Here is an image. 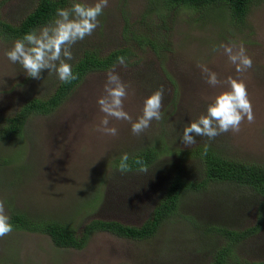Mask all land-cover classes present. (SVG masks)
<instances>
[{"label":"rangeland","instance_id":"374dc122","mask_svg":"<svg viewBox=\"0 0 264 264\" xmlns=\"http://www.w3.org/2000/svg\"><path fill=\"white\" fill-rule=\"evenodd\" d=\"M74 2L66 0L62 8ZM36 0H0V19L16 24ZM161 0H109L92 35L72 46L73 64L84 51L103 56L128 46L126 66L114 62L108 68L87 71L69 94L46 114L30 113L17 135H0V199L8 215L23 213L34 219L69 223L77 232L91 219L116 220L138 226L149 217L172 178L198 184L179 192L175 211L163 219L151 236L135 239L94 230L79 248L56 247L48 235L22 229L0 238V264H210L227 237L212 227L245 230L260 226L230 245L229 264L264 260V204L249 187L228 181H203L201 159L194 153L208 146L219 156L264 166V0H251L245 25L231 23L223 5L196 12L185 6L164 11ZM157 13L164 20L161 27ZM54 17L39 29L53 21ZM129 23L127 39L121 29ZM149 32L165 48L158 55L138 47L132 34ZM18 38L0 35V127L30 98H45L60 81L44 70L40 79L29 77L6 53ZM243 44L252 58L250 69L236 71L221 45ZM201 65L218 74L242 79L255 120L247 118L239 132H227L208 141L195 137L185 146L184 127L206 112L222 83L205 82ZM115 70L129 86L124 110L137 120L145 99L163 86L162 119L137 136L126 120L109 118L115 136L98 131L105 114L98 98L104 95L107 72ZM160 152L147 172H121L114 160L144 147Z\"/></svg>","mask_w":264,"mask_h":264},{"label":"trees","instance_id":"16d2710c","mask_svg":"<svg viewBox=\"0 0 264 264\" xmlns=\"http://www.w3.org/2000/svg\"><path fill=\"white\" fill-rule=\"evenodd\" d=\"M66 0H36L34 7L27 12L16 24H10L0 19V35L6 38L21 39L24 34L32 31L37 26L50 21L58 8H62ZM161 7L164 11H170L176 7L185 6L200 12L213 5H223L228 11L230 21L235 26L245 25V16L249 9L251 0H161ZM161 27L164 29V20L160 13H157ZM129 23L126 22L121 29L123 39H127ZM132 40L138 47L149 46L157 55L158 51L165 48L166 42L160 43L158 37L149 36V32L132 34ZM128 46L119 47L111 50L103 56H98L93 50H86L72 64L73 72L79 74V79L70 84L58 82L53 92L45 98H30L25 101L19 110L11 117L6 119V123L0 127V135H17L24 123L26 116L30 113L46 114L57 107L69 94L71 89L89 70L105 69L117 61V57H127L131 51ZM200 146L194 153L201 159L205 177L203 181H228L237 185L249 187L254 193L261 197L264 204V166L238 159H230L219 156L214 150L207 146ZM159 150L150 145L142 150L129 155V170L140 169L141 165L135 163L137 159L143 161L144 166L151 163L159 154ZM120 158L114 160V166L118 168ZM198 184L184 182L177 178L171 179L166 187L162 198L154 205L151 214L140 225H125L116 220L91 219L85 223L77 232L69 223L58 222L54 219H34L26 217L23 213H11L9 215L13 229H22L30 232L47 234L51 243L56 247L81 248L88 235L94 230L109 231L113 234L142 239L155 233L159 223L171 215L177 205L179 192L187 188H197ZM260 226V221L245 230H228L217 228L218 232L227 237L225 247L216 250L210 264H229L226 254L230 245L241 239L247 233H252ZM250 264H264V260L251 262Z\"/></svg>","mask_w":264,"mask_h":264},{"label":"clouds","instance_id":"9594fccd","mask_svg":"<svg viewBox=\"0 0 264 264\" xmlns=\"http://www.w3.org/2000/svg\"><path fill=\"white\" fill-rule=\"evenodd\" d=\"M108 5L109 0H96L91 4L74 2L68 8H58L52 22L27 32L14 42V46L6 53L8 59L14 64H20L27 75L35 79H40L41 73L47 70L48 73H55L65 84L78 80L79 74L73 72L70 63L73 59L72 46L92 35L99 25L98 17L103 15ZM221 47L238 73L252 67V58L247 54L243 44L237 45L233 42ZM117 61L120 65L126 66L125 57L119 56ZM201 71L209 86L217 87L226 83L228 87L215 96L205 113L184 127L181 140L185 146L196 144L197 136L207 137L208 141H212L223 133L239 132L245 118L249 123L255 120L247 85L242 79L229 77L227 81H221L216 72L203 65ZM128 87L114 69L107 72L104 95L97 101L100 110L105 114L98 131L115 136L117 129L109 127V118H115L132 122L131 131L139 136L151 127L153 120L162 119L161 109L165 98L163 86L145 99L142 115L134 122L123 106L128 95ZM204 151L206 154L207 145ZM135 163L141 165L140 171L147 172L143 161L137 159ZM129 168V155L122 153L118 170L123 173ZM12 231L13 224L6 212L5 201L0 199V238Z\"/></svg>","mask_w":264,"mask_h":264}]
</instances>
